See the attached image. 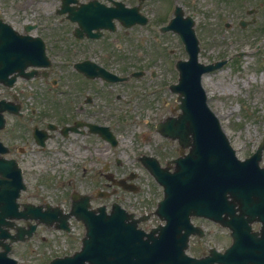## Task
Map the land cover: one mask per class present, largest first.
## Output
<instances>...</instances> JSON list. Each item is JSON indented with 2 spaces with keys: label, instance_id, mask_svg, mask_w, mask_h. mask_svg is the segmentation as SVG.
Returning <instances> with one entry per match:
<instances>
[{
  "label": "rangeland",
  "instance_id": "obj_1",
  "mask_svg": "<svg viewBox=\"0 0 264 264\" xmlns=\"http://www.w3.org/2000/svg\"><path fill=\"white\" fill-rule=\"evenodd\" d=\"M259 17L261 18V24L258 23L255 26L257 28L241 33L239 31L225 32L222 25L220 27L221 32H218L219 29L214 26L215 21L211 19L212 16H199L201 25L198 30L202 36L200 60L207 63L213 58L220 60L221 58L230 57L232 53L246 52L244 57L235 60L220 71L205 75L203 80V85L209 97V105L222 120L240 156L254 149L264 135V12ZM10 18L11 21L17 24V18L11 15L8 19L10 20ZM259 25L262 26L261 32L259 31ZM17 27L19 28V26ZM144 32L141 28H138L134 32L133 39L138 44L147 47L150 46V41H148L150 38H147ZM258 45H261L260 51L256 50ZM142 62L138 61V65L140 66ZM169 108L170 106L167 105L162 110L150 114L151 120L154 123L157 122L169 113ZM155 143H158V146L155 147ZM163 143L159 137L155 138V141L150 144L155 147L152 153L155 154L156 148H160ZM88 155H90V152H87L86 156ZM41 168L42 166H39L33 170L37 173L30 176L33 180L38 177ZM70 169L71 166L67 170L60 168L54 174L53 182L56 178L62 176L57 187L61 188V185H65V178L69 177L67 172ZM149 181L150 189L142 191L138 196H132L135 205H132L129 210L138 213L143 209L150 210L161 197V190L151 179ZM45 192L52 195L55 200H61L60 197L55 196L54 193L56 192L53 189L47 188ZM140 201L143 203L139 204ZM156 223L157 221L154 220V224ZM74 239L75 244H71L70 240L64 242L59 253L68 252L70 247H77V238ZM52 245L53 243L46 246L47 252L50 251ZM17 256L22 264H39L42 261H30L27 258L24 260V254L20 252L17 253Z\"/></svg>",
  "mask_w": 264,
  "mask_h": 264
},
{
  "label": "flooded vegetation",
  "instance_id": "obj_2",
  "mask_svg": "<svg viewBox=\"0 0 264 264\" xmlns=\"http://www.w3.org/2000/svg\"><path fill=\"white\" fill-rule=\"evenodd\" d=\"M101 5L107 8H116L118 10H132L135 8L140 11L150 9V14L154 16L170 17L176 15L181 9L190 14H199L200 11H211L212 14H220L228 12L234 14L237 23L240 26L241 22H246L242 17L248 9L249 4L253 5L254 10L248 11L250 15L264 10V0H73L71 4L78 8L81 5ZM58 6V4H57ZM202 12L201 14H204ZM221 15H224L221 14ZM220 15H218L219 17ZM218 21V20H217ZM235 27V22H232ZM110 35L105 33V36ZM83 45L75 46L72 50L71 58L80 59L78 61L90 60L108 66L112 71H119L118 63L107 64L103 56L102 41L100 40H82L79 41ZM77 61V62H78ZM76 62L72 63L70 71H57V67L52 66L46 73L48 76L40 80V90L43 91L42 98L39 100L40 110H32L27 117H32L36 121V125L40 128H47L50 124H55L58 127L72 125L76 121H86L97 126H105L111 124L114 116L107 114L106 107L102 106V102L108 101L106 89L109 96L114 97L115 104L122 103V96L114 94V85L107 84L98 80L90 81L84 78L81 73L75 70ZM114 72V71H112ZM49 77V78H48ZM49 82V84H48ZM3 98L11 99L10 94H4ZM63 102L62 105L60 103ZM112 106V102H110ZM8 116V115H7ZM50 119V120H49ZM47 120L46 124L41 121ZM49 120V121H48ZM51 121V122H50ZM96 135H93L94 138ZM92 134L89 130L83 135V138L90 140ZM97 139V138H96ZM9 147H12L10 133L5 138ZM98 140V139H97ZM25 152L21 147L18 151H11L8 155L14 156L18 153ZM246 247L253 251L264 264V223L258 222L252 224V229L245 237Z\"/></svg>",
  "mask_w": 264,
  "mask_h": 264
},
{
  "label": "water",
  "instance_id": "obj_3",
  "mask_svg": "<svg viewBox=\"0 0 264 264\" xmlns=\"http://www.w3.org/2000/svg\"><path fill=\"white\" fill-rule=\"evenodd\" d=\"M2 51H3V49H2ZM12 53H14V50L10 51V54H12ZM184 112H185V115L180 117L178 120H173L176 123V125L174 127V132L176 133L177 136H180L182 138H184L187 135L188 130L191 127V120L193 117V109L192 108H186V109H184ZM201 120H203V118ZM204 121H205V119H204ZM196 126L201 127L198 123ZM207 128L215 138L220 139V137L218 135V130L214 124H209ZM198 133H201L202 135H204V130L203 129L198 130ZM215 144H216V142L212 141L209 143V146H213ZM223 150H224V148L222 147V144L220 142L217 143V154L212 160H213L216 168L219 171L226 168V163L231 160V156L228 153L229 150H227V152L222 153ZM159 180L162 183H165L164 175H162V174L159 175Z\"/></svg>",
  "mask_w": 264,
  "mask_h": 264
}]
</instances>
